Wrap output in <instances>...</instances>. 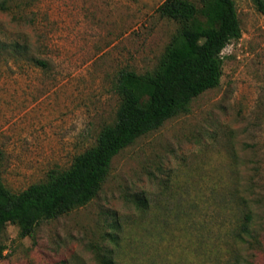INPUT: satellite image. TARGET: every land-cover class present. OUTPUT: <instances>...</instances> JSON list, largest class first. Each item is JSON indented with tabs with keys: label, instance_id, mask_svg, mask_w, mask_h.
<instances>
[{
	"label": "rangeland",
	"instance_id": "1",
	"mask_svg": "<svg viewBox=\"0 0 264 264\" xmlns=\"http://www.w3.org/2000/svg\"><path fill=\"white\" fill-rule=\"evenodd\" d=\"M4 1L0 42L29 48L0 51V173L17 192L95 144L118 71L155 68L177 24L163 0ZM235 5L220 83L120 150L87 203L25 236L8 222L0 264H264V15Z\"/></svg>",
	"mask_w": 264,
	"mask_h": 264
},
{
	"label": "trees",
	"instance_id": "2",
	"mask_svg": "<svg viewBox=\"0 0 264 264\" xmlns=\"http://www.w3.org/2000/svg\"><path fill=\"white\" fill-rule=\"evenodd\" d=\"M163 0L156 11L176 22L157 66L139 73L123 68L118 71L114 90L119 96L115 121L104 125L96 142L77 154L61 171L50 170L46 179L14 192L0 173V233L8 222L19 226L25 236L35 225L83 205L92 199L105 180L113 157L140 135L162 121L187 110L192 98L220 83L223 48L241 36L235 0ZM264 15V0H253ZM7 9L0 0V10ZM0 51L18 58L28 54L26 43L0 42ZM36 66L46 67L43 59L29 56ZM249 213L240 224L247 231ZM98 255L104 264L111 258Z\"/></svg>",
	"mask_w": 264,
	"mask_h": 264
}]
</instances>
